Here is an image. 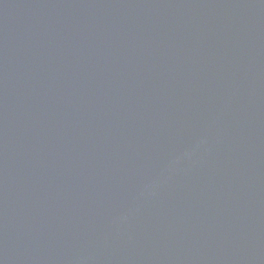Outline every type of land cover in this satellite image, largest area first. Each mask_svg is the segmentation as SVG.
Masks as SVG:
<instances>
[{
  "label": "water",
  "instance_id": "1",
  "mask_svg": "<svg viewBox=\"0 0 264 264\" xmlns=\"http://www.w3.org/2000/svg\"><path fill=\"white\" fill-rule=\"evenodd\" d=\"M0 264H264V0H0Z\"/></svg>",
  "mask_w": 264,
  "mask_h": 264
}]
</instances>
